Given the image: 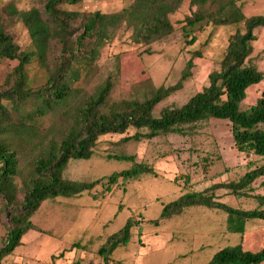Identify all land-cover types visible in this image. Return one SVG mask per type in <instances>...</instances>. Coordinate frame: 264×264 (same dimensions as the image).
<instances>
[{"label": "trees", "instance_id": "trees-1", "mask_svg": "<svg viewBox=\"0 0 264 264\" xmlns=\"http://www.w3.org/2000/svg\"><path fill=\"white\" fill-rule=\"evenodd\" d=\"M81 1L36 0V5L26 10L17 8L16 0L0 3V59L11 64L0 83V210L5 228L0 264L20 245L27 231H37L31 217L44 201L80 195L103 180L109 191L118 179L156 176L152 166L118 154L107 157L131 162L128 169L94 181L64 178L68 162L90 159L101 136L133 129V134L116 142L124 144L167 134L184 135L185 128L211 118L226 120L234 148L262 163L236 181L179 195L162 206L152 223L157 225L193 206L222 210L227 231L239 234L240 240L217 250L204 264H264V243L249 248L245 236L246 222L264 221V195L250 193L251 184L264 177V92L254 104L242 108L247 89L264 78L250 63L252 42L257 38L254 30L264 28V15L245 17L235 0H189L195 9L180 27L187 44H193L195 34L208 23L241 24L242 30L236 27L230 35L219 68L207 75L206 86L182 105L164 106L155 115L156 105L190 77L193 59L201 55L198 51L186 60L174 85H149L142 97L114 98L115 71L103 75L98 62L102 49L120 32H129L131 43L145 46L171 35L174 26L170 16L183 0H131L108 13L64 8ZM13 23L25 29L26 45L17 41L10 28ZM115 57L119 69V57ZM31 69L42 73L41 82L32 78ZM221 188L237 197H252L257 206L231 207L215 198L213 190ZM134 228L140 235L141 224L132 214L121 228L104 237L96 250L100 264L123 263L110 262L111 254L128 244ZM63 264L80 263L72 260Z\"/></svg>", "mask_w": 264, "mask_h": 264}, {"label": "rangeland", "instance_id": "rangeland-1", "mask_svg": "<svg viewBox=\"0 0 264 264\" xmlns=\"http://www.w3.org/2000/svg\"><path fill=\"white\" fill-rule=\"evenodd\" d=\"M4 1L0 0V3ZM130 2L83 0L74 5H65L64 8L108 13L118 11ZM235 2L245 17L264 15V0ZM35 5L36 0H16L17 8L22 10ZM194 9L189 6V0H183L178 10L170 16L174 31L164 39L146 46L135 45L129 41V32H120L111 44L102 49L99 69L103 75L115 71L112 88L114 98L142 97L149 85H174L180 78L186 60L194 51L201 55L193 59L190 77L182 82L179 90L156 105L154 114L157 115L167 105H182L208 84L207 75L219 68L230 35L236 27L242 30V25L208 23L195 34L196 41L189 45L182 37L180 27ZM10 28L20 44L28 43L25 29L20 23L10 24ZM254 33L257 38L252 42L250 63L264 73V28H256ZM116 55L119 57V69H116ZM10 65L7 60L0 59V83ZM29 73L36 82L43 80L42 73L34 69ZM262 92L264 78L247 89L242 108L254 104ZM133 132V129H129L121 135L101 136L90 159L68 162L64 178L94 181L128 169L131 162L107 157L118 154L133 156L134 162L152 166L156 176L142 175L128 181L118 179L109 191L103 184L106 180H103L102 184L80 195L44 201L31 217L37 231H27L21 237V244L2 264H50L51 261L62 264L71 260L82 261V264H100L97 247L105 236L121 228L132 214L134 220L141 224V234L138 235L134 228L128 244L116 248L110 262H130L138 249L153 247L157 251L145 258L153 264H204L217 250L239 243L240 235L227 231L226 214L222 210L193 206L170 220H161L163 224L159 227L152 223L158 218L162 206L179 195L202 191L214 184L236 181L262 163L261 159L240 153L234 148L229 123L211 118L185 128L184 135L167 134L149 140L116 144L121 137ZM251 188L252 195H264V177L257 178ZM213 194L217 200L231 207L251 209L257 206L252 197H237L228 189H214ZM174 227L185 229V232L174 234L171 241V234L167 232H171ZM245 230L249 248H257L264 243V221H248ZM204 231L210 233L203 234ZM4 233L0 210V246ZM179 254L183 256L176 258Z\"/></svg>", "mask_w": 264, "mask_h": 264}, {"label": "crops", "instance_id": "crops-1", "mask_svg": "<svg viewBox=\"0 0 264 264\" xmlns=\"http://www.w3.org/2000/svg\"><path fill=\"white\" fill-rule=\"evenodd\" d=\"M251 58V57H250ZM263 80V79H262ZM252 86H254V85H252ZM252 86H250V87H252ZM170 219H172V218H170ZM169 219V220H170ZM138 220H139V218H138ZM161 224H163V222H161L160 221V223L159 224H157V225H155V226H157V227H159ZM182 228H180V227H174V229H172V231L171 232H167L168 234H171V238H169L171 241H172V237L174 236V234H184V230H181ZM38 232H40V231H38ZM156 232V231H155ZM204 233H206V234H208V233H210V232H203V234ZM21 244V243H20ZM202 248V247H201ZM201 248H199V249H201ZM155 251H157V249H154L153 247H150L149 249H147V248H145V247H142L141 249H138L137 250V253H136V255L134 256V258L130 261V262H127V263H136V264H153L152 262H148V260H145V258H147L148 256H152L154 253H155ZM214 254V253H213ZM212 254V255H213ZM180 256H183V255H177L176 256V258H179ZM72 261V260H71ZM68 262H70V261H68ZM119 262H124L123 260L121 261V260H119ZM79 263L80 264H82V261H79ZM63 264V263H62ZM162 264H169L168 262H163Z\"/></svg>", "mask_w": 264, "mask_h": 264}, {"label": "built area", "instance_id": "built-area-1", "mask_svg": "<svg viewBox=\"0 0 264 264\" xmlns=\"http://www.w3.org/2000/svg\"><path fill=\"white\" fill-rule=\"evenodd\" d=\"M120 264H136V263H127V262H123V263H120Z\"/></svg>", "mask_w": 264, "mask_h": 264}]
</instances>
